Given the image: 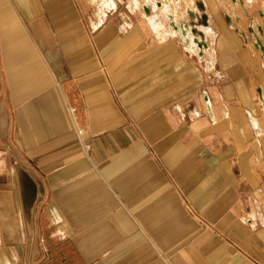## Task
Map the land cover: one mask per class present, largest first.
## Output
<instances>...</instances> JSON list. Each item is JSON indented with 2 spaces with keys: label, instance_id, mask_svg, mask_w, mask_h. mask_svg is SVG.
<instances>
[{
  "label": "crops",
  "instance_id": "1",
  "mask_svg": "<svg viewBox=\"0 0 264 264\" xmlns=\"http://www.w3.org/2000/svg\"><path fill=\"white\" fill-rule=\"evenodd\" d=\"M147 3L0 0V264H264V9Z\"/></svg>",
  "mask_w": 264,
  "mask_h": 264
},
{
  "label": "rangeland",
  "instance_id": "2",
  "mask_svg": "<svg viewBox=\"0 0 264 264\" xmlns=\"http://www.w3.org/2000/svg\"><path fill=\"white\" fill-rule=\"evenodd\" d=\"M145 0H140L141 4L142 5H146V4H143ZM151 1V0H149ZM244 3H245V7L248 9V10H253L255 11L254 15L256 16V18L258 17V20L260 19L259 17V14L258 12H256V10H259V9H264V0H243ZM199 2H202L204 3L205 7L203 10H201L199 7H198V3ZM207 6H206V4ZM187 3V4H186ZM149 5V3H147ZM170 7L169 9L172 10V12L175 14V17L172 15V13H170V10L169 9H164V12H165V15L166 13L168 12L170 15H171V19L168 18V16L166 15V17L170 20V21H166L163 18L159 17V19L157 21H162L161 23H163L167 30H169V34L171 35L169 37L170 40L173 41V43L175 45H178L179 44V52L182 54L184 53L185 49L186 48V54L188 56H191L192 59L196 58L197 60V56L198 54L194 51H192V49L190 47H188V44L185 43V41H183L175 32H174V28L170 27L171 25H174V24H177V23H180V22H186L187 24L190 25L191 27V33L193 35V38L194 40H196L195 38H198V40L202 38H199V35H200V32H205L206 29L208 28H212V25L210 24V22L208 21L210 19V15H209V12H208V9L207 7L209 8V11L212 13H217V12H221L222 13V16L223 17H228L227 15L229 14L230 16H232V21L229 22V26L231 27H234L235 26V17H240L241 16V11H242V8L243 7V2L240 1V5L238 4H231L230 3V0H187L185 2V4H182L181 2L179 3V5L177 4V6L173 3H171V0H170ZM152 5V4H151ZM242 6V8H241ZM141 7V6H140ZM144 7V6H143ZM179 8H182L181 10H179ZM141 9L143 10V8L141 7ZM167 11V12H166ZM153 12H156L154 15H152L154 17L156 16H160V11H158L156 8H154L152 10V12H150L151 14ZM251 13V12H250ZM204 15H207V21H208V25L207 24H204V20H201V18H203ZM243 16V20H244V30L246 31L248 37L250 36V31H252V29L249 27L246 26L247 23L246 22V17L244 15ZM150 18V19H152ZM175 18V19H174ZM176 22H175V21ZM170 24L173 23V24ZM186 23H181V25L183 26L184 24ZM178 25V24H177ZM254 31H256V28H254ZM159 37L158 39L161 40L164 38V34L162 33H159L157 34ZM164 39H167V38H164ZM252 42V41H251ZM253 43V42H252ZM209 44V43H208ZM190 51V52H189Z\"/></svg>",
  "mask_w": 264,
  "mask_h": 264
},
{
  "label": "bare ground",
  "instance_id": "3",
  "mask_svg": "<svg viewBox=\"0 0 264 264\" xmlns=\"http://www.w3.org/2000/svg\"><path fill=\"white\" fill-rule=\"evenodd\" d=\"M240 1H242V0H230V3L231 4H238V5H240ZM156 3V1L155 0H151V1H149V5H150V3ZM161 2H162V4H168L169 3V0H161ZM243 2V1H242ZM200 6H203L204 7V5L202 4V2H199L198 3ZM110 5V4H109ZM108 6V5H107ZM110 7V6H109ZM167 12V11H166ZM166 15L168 16V18H172L171 16H170V14L167 12L166 13ZM231 18H232V16H230ZM206 18H207V16H206ZM201 20H206V22H207V19H205V18H201ZM228 20L230 21V18H228ZM171 24H173V23H171ZM171 26H175V25H171ZM174 28H176V26L174 27ZM213 31V30H212ZM179 32H180V30H179ZM184 35H186V34H184ZM200 37L202 36V38H201V43H203V44H201L197 39L195 40V42H197L198 43V45L200 46L199 48V50L201 51V49H202V47L204 46V34H202V33H200V35H199ZM258 43H259V41H258ZM201 44V45H200ZM190 45H194V44H192V43H190ZM259 46H260V49H261V51H263L264 52V47L263 46H261V44L259 43L258 44ZM196 48V47H195ZM194 48V49H195Z\"/></svg>",
  "mask_w": 264,
  "mask_h": 264
},
{
  "label": "built area",
  "instance_id": "4",
  "mask_svg": "<svg viewBox=\"0 0 264 264\" xmlns=\"http://www.w3.org/2000/svg\"><path fill=\"white\" fill-rule=\"evenodd\" d=\"M176 1H178V0H176ZM156 5L158 8H161L163 6L162 2L159 0H157ZM148 6L150 7V5H148ZM143 8L145 9V6ZM150 8H151L150 12H152V10H153L152 6ZM147 13L149 14V12H147ZM82 133H83L82 130H78V135H82ZM189 210H190V212H193V210L191 208H189Z\"/></svg>",
  "mask_w": 264,
  "mask_h": 264
},
{
  "label": "water",
  "instance_id": "5",
  "mask_svg": "<svg viewBox=\"0 0 264 264\" xmlns=\"http://www.w3.org/2000/svg\"><path fill=\"white\" fill-rule=\"evenodd\" d=\"M198 7H199L201 10L204 9V7H203V6H200L199 4H198ZM203 18L207 19V18H206V15H204ZM204 24H207L206 20L204 21Z\"/></svg>",
  "mask_w": 264,
  "mask_h": 264
}]
</instances>
